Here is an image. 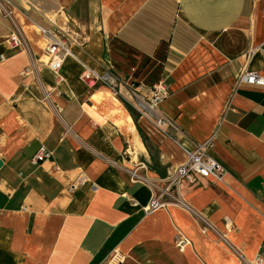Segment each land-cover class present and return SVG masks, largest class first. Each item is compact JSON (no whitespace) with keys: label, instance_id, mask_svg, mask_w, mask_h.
Returning a JSON list of instances; mask_svg holds the SVG:
<instances>
[{"label":"crops","instance_id":"crops-1","mask_svg":"<svg viewBox=\"0 0 264 264\" xmlns=\"http://www.w3.org/2000/svg\"><path fill=\"white\" fill-rule=\"evenodd\" d=\"M6 2L13 20L0 10V264H108L116 250L122 264L264 258V87L237 81L244 71L264 74V0ZM40 28L70 47L57 72L41 61L48 43ZM17 29L27 49L10 45ZM85 69L111 77L115 90L84 81ZM158 82L170 95L157 117L171 127L136 109ZM209 140L223 180L185 182L174 189L180 202L165 197L164 208L147 213L157 195L151 183L165 187L186 150ZM42 147L52 158L35 164ZM81 174L88 182L72 189ZM197 215L216 232H204Z\"/></svg>","mask_w":264,"mask_h":264},{"label":"built area","instance_id":"built-area-1","mask_svg":"<svg viewBox=\"0 0 264 264\" xmlns=\"http://www.w3.org/2000/svg\"><path fill=\"white\" fill-rule=\"evenodd\" d=\"M0 10L4 18L13 20V10L10 4L6 0H0ZM40 32L44 38L47 39V47L41 61L44 62L51 70L57 72L64 60L72 56L68 43L60 35L55 33L53 30H47L40 28ZM10 45L14 47H23L27 49V43L20 32L17 29V34L11 36ZM256 51H253L254 54ZM260 52L264 58V49ZM3 60V57H1ZM84 81L93 83H102L113 87L115 90L116 84L113 79L109 76L102 77L97 72L85 69L83 74ZM239 84L255 85L264 87V74L258 72L244 71L240 73L237 78ZM148 96L137 98L139 99L138 104L136 103V109L143 113L155 117L154 121L158 127H171L172 124L168 121L163 120L161 117H157V109L159 105L164 102L170 95L169 88L163 82H158L148 87ZM134 94V93H133ZM46 102H50V93H47L44 97ZM152 114V115H151ZM213 147L212 140L207 141L204 144L196 146L193 150H186V161L177 167L173 173L165 180V187H159L157 183H151L153 189L156 190L157 195L152 199L151 203L145 208L147 213L164 208L167 203L164 201L165 197L170 198L173 202H180L179 195L174 193V189H178L185 182H194L197 177L203 179H211L214 182H221L226 174L225 167L214 157L209 154V150ZM52 154L42 147L37 154L33 157V163L37 164L50 160ZM132 173V172H131ZM132 173L133 181H145L146 179H139L138 176H134ZM88 182L87 177L81 174L73 184L72 189L84 186ZM146 182H148L146 180ZM137 205V203H135ZM199 221L203 225L205 231H215L216 229L210 225V223L203 217L197 215ZM224 225L227 230H233V222L230 218L224 219ZM216 232V231H215ZM220 238L230 247V249L242 260L245 259L242 255L229 243L228 239L224 234H220ZM189 245L187 239L181 237L177 241V246L181 251H184L186 246ZM125 260V256L118 250H116L108 261V264H122ZM250 264H264V258L258 255Z\"/></svg>","mask_w":264,"mask_h":264},{"label":"bare ground","instance_id":"bare-ground-1","mask_svg":"<svg viewBox=\"0 0 264 264\" xmlns=\"http://www.w3.org/2000/svg\"><path fill=\"white\" fill-rule=\"evenodd\" d=\"M134 173V172H133ZM134 176H138L139 179H145L144 177L140 176L138 173L137 174H133Z\"/></svg>","mask_w":264,"mask_h":264},{"label":"trees","instance_id":"trees-1","mask_svg":"<svg viewBox=\"0 0 264 264\" xmlns=\"http://www.w3.org/2000/svg\"><path fill=\"white\" fill-rule=\"evenodd\" d=\"M129 111L133 114L134 113V110L130 107V106H127Z\"/></svg>","mask_w":264,"mask_h":264},{"label":"rangeland","instance_id":"rangeland-1","mask_svg":"<svg viewBox=\"0 0 264 264\" xmlns=\"http://www.w3.org/2000/svg\"><path fill=\"white\" fill-rule=\"evenodd\" d=\"M136 171V170H135Z\"/></svg>","mask_w":264,"mask_h":264},{"label":"water","instance_id":"water-1","mask_svg":"<svg viewBox=\"0 0 264 264\" xmlns=\"http://www.w3.org/2000/svg\"><path fill=\"white\" fill-rule=\"evenodd\" d=\"M1 164V163H0Z\"/></svg>","mask_w":264,"mask_h":264}]
</instances>
